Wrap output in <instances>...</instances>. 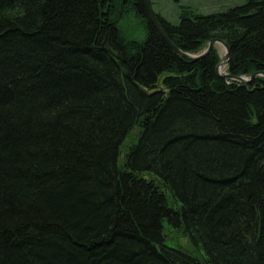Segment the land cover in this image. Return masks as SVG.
Instances as JSON below:
<instances>
[{
    "label": "trees",
    "instance_id": "trees-1",
    "mask_svg": "<svg viewBox=\"0 0 264 264\" xmlns=\"http://www.w3.org/2000/svg\"><path fill=\"white\" fill-rule=\"evenodd\" d=\"M174 1L264 73V0ZM220 61L141 0H0V264H264V77Z\"/></svg>",
    "mask_w": 264,
    "mask_h": 264
},
{
    "label": "rangeland",
    "instance_id": "rangeland-1",
    "mask_svg": "<svg viewBox=\"0 0 264 264\" xmlns=\"http://www.w3.org/2000/svg\"><path fill=\"white\" fill-rule=\"evenodd\" d=\"M243 0H179V4H187L193 6L197 11L209 13L224 9L230 5L240 3ZM152 10L162 16L164 19L172 23L177 22L178 8L174 0H149ZM123 29L132 38L141 39L144 35L142 23L136 19L126 18L122 23ZM221 58H223L225 50L223 46L216 44ZM207 48H204V52ZM221 68V69H220ZM219 68V73L225 75V66ZM246 79L245 77H243ZM185 244V240L182 241Z\"/></svg>",
    "mask_w": 264,
    "mask_h": 264
},
{
    "label": "water",
    "instance_id": "water-1",
    "mask_svg": "<svg viewBox=\"0 0 264 264\" xmlns=\"http://www.w3.org/2000/svg\"><path fill=\"white\" fill-rule=\"evenodd\" d=\"M143 5L145 6V9H146V12H147V15H148V19L150 21V23L152 24L153 28L155 29V31L158 33V35L161 37V39L165 42V44L171 49L173 50L176 54L184 57V58H187V59H195V58H198V57H202L204 55H206L213 47H215L216 44H219L221 46H223L224 50H225V53H224V56L223 58H221V61L220 63L218 64L217 68H216V71H217V74L224 78V79H229V80H233L235 82H238L239 84L241 85H247L250 83V81L256 77V76H263L264 77V73H260V74H253L250 78H246L244 79L243 77H234V76H231V75H221L219 73V68L221 66H226L227 62H228V59H229V49L227 47V45L221 41V40H211L209 43H208V47L207 49L199 56H191V55H188V54H185L183 52H181L179 49H177L172 43L171 41L167 38V36L164 34L163 30L161 29L160 25H159V22L157 20V16L155 14V12L152 10L148 0H141Z\"/></svg>",
    "mask_w": 264,
    "mask_h": 264
},
{
    "label": "bare ground",
    "instance_id": "bare-ground-1",
    "mask_svg": "<svg viewBox=\"0 0 264 264\" xmlns=\"http://www.w3.org/2000/svg\"><path fill=\"white\" fill-rule=\"evenodd\" d=\"M222 67V66H221ZM221 69V68H220Z\"/></svg>",
    "mask_w": 264,
    "mask_h": 264
}]
</instances>
